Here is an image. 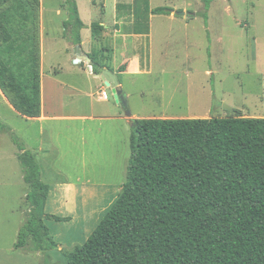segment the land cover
<instances>
[{
  "label": "rangeland",
  "instance_id": "obj_1",
  "mask_svg": "<svg viewBox=\"0 0 264 264\" xmlns=\"http://www.w3.org/2000/svg\"><path fill=\"white\" fill-rule=\"evenodd\" d=\"M65 1L40 0L39 42L41 36L45 79L61 83L56 114L71 118L42 124L25 120L0 94V126L5 127L0 128V199L16 209L6 238L16 242L17 229L29 211L24 200L28 188L11 140L14 137L35 155L41 180L50 186L43 220L55 248L46 256L42 253L38 259L42 264H64L63 254L91 236L120 193L131 155L134 117H126L100 78L92 80L83 71L91 70L83 64L84 56L104 59V43L93 38L88 54L66 43L62 26L67 19ZM113 1L76 0L81 21L87 27L102 21L111 25L116 18ZM203 2L125 1L135 5V25L120 24L122 34L147 32L148 20L151 26L150 46L144 38L140 52L143 58H151L150 74L120 78L131 95L128 111L137 118L211 119L235 116V111L245 118H264V0H212L206 22L189 15L202 12ZM146 8H170L180 22L151 16ZM179 12L186 14L179 16ZM87 31L82 40L90 37V27ZM74 56L82 60V69L70 64ZM101 90L108 100L100 98ZM101 115L113 118L97 119ZM53 217L69 220L57 222ZM18 252L31 263L28 252Z\"/></svg>",
  "mask_w": 264,
  "mask_h": 264
},
{
  "label": "trees",
  "instance_id": "obj_2",
  "mask_svg": "<svg viewBox=\"0 0 264 264\" xmlns=\"http://www.w3.org/2000/svg\"><path fill=\"white\" fill-rule=\"evenodd\" d=\"M211 2L196 14L204 22ZM65 4L63 36L78 45L84 24L76 2ZM39 11L40 0H0V91L27 119L41 112ZM90 29L92 38L103 31ZM88 58L95 75L111 71ZM234 114L133 120L120 193L64 264H264V118ZM11 138L29 207L13 249L46 256L55 248L43 220L49 186L33 153Z\"/></svg>",
  "mask_w": 264,
  "mask_h": 264
},
{
  "label": "crops",
  "instance_id": "obj_3",
  "mask_svg": "<svg viewBox=\"0 0 264 264\" xmlns=\"http://www.w3.org/2000/svg\"><path fill=\"white\" fill-rule=\"evenodd\" d=\"M74 1L76 2V0H74ZM125 1L126 0H114L113 1L112 10L116 14V18H115V20L112 21L111 25H107V26H105V23L103 21L99 22L100 26H102V27L105 26V27H103V31H101L100 36L98 38H99L101 43H104V47L101 48V50L103 51V54L105 57L103 59V57L100 55V60H101L100 63L107 65L111 69V71H109L106 68L104 70L109 71L112 75H114L117 78L120 89L123 92L124 98L126 99L127 106H128L131 95L129 94L128 91H126L124 89V84L120 80V78H122V77L148 76L150 74V72H151V58H150V56H148V58H143L142 57L143 54H141L140 52H141V48H142L143 39L147 38L149 40V46H150V42H151L152 38H151V28H150L151 26L149 23L150 20H148V22H147V24L149 26L147 32L137 33L135 31H132L129 33L122 34V32L120 31V29H121L120 24L123 25V23L126 22V23H128V25L130 27L135 25V21H134L135 20V13H136L135 5L127 4V3H125ZM76 5H77V3H76ZM91 6H92V4H91ZM77 9H78V5H77ZM107 9H108V6H106V10ZM153 10L154 9L146 8V12H149L151 16H153V15L163 16V17L167 18L168 22H176V21L180 22V21L176 20V18L174 17L175 14L171 15V13L173 12L172 9H170L169 15L153 14ZM78 14L80 17L79 9H78ZM196 14L192 13V14H190V16L196 15ZM150 15H149V19L151 18ZM176 17H178V16H176ZM191 17H196V16H191ZM83 24H84V28L80 31V44L74 45L70 42H66V43L69 45H72L75 48L74 50H76L77 52L79 49V52H84V53L88 54L91 50V42L93 40L92 34L90 33V37L87 38L86 40H82V38H84V36H83L84 33L88 34L87 28L90 27L91 24L88 27L85 23H83ZM43 45L44 44L42 42V37L40 36V80H41V82H40V98H41L40 116L38 118H33V119H27V118L23 117L25 120H30V121L35 122L37 124H42V123L48 122V121H60L63 119H70L71 118V117L59 116L56 114L57 111L55 109L56 108L55 107V105H56L55 99H56V96L59 94V90H60L59 87L61 86V83H59V85H55V83H53L55 81L47 80L44 77V74H43L42 69H41L42 61H43V59H42V57H43V49H42ZM74 60H78V63L77 64L72 63ZM84 60L85 61L83 62V64L85 66H87L88 69H91V70L88 71L87 69L86 70L84 69L83 71L87 72L88 76H90L92 78V80H94V79L100 80L99 79L100 77H98V75H95L92 72V66L90 64V60L88 58V55L84 56ZM69 61H70V64L77 65V66H79L80 69H82V67H81L82 60H80L78 57L74 56V58H71ZM122 66L125 67V70L122 72H118L120 67H122ZM100 81L104 85V82L102 80H100ZM102 92H105V91L101 90L100 95H99L100 98L104 101L108 100L107 94H106V98H103L101 96ZM0 94L4 97V95L2 94L1 91H0ZM7 103H8V101H7ZM8 106L10 109H13L9 103H8ZM117 106H119V105H117ZM130 114L134 117L133 118L134 120H138V119H140V120L141 119H169L168 116H164L163 118H137V116L135 114H132V112ZM79 118L85 119V117H79ZM108 118H113V117H106L105 115H101V117L97 118V119L102 120V119H108ZM116 118L122 119L121 115H118V117H116ZM24 148L26 150H28L25 146H24ZM37 150H40V147H38ZM49 189H50V186H49ZM48 196H49V193H48ZM20 200H23V199H20ZM1 201H2V204H1ZM13 209H15V208H13L10 203H8V200L5 201V199H0V264H27V258H28L27 255H20L21 253L19 254V252L17 250L13 249L15 242H13V244L11 242L9 243L7 238H6V236L8 234L7 231H9L11 229L10 226H11L12 221H11L10 217H11L12 213H14V212H12ZM14 211L16 212V209ZM17 225L18 224H15L16 228H17ZM17 231H18V229H17ZM19 256H23V259H22V257H19ZM29 256H31V258L29 257L30 262H31L30 264H42V262L38 261V259L41 260V258H42L41 252L29 253Z\"/></svg>",
  "mask_w": 264,
  "mask_h": 264
},
{
  "label": "water",
  "instance_id": "obj_4",
  "mask_svg": "<svg viewBox=\"0 0 264 264\" xmlns=\"http://www.w3.org/2000/svg\"><path fill=\"white\" fill-rule=\"evenodd\" d=\"M176 14L179 16H183L185 13L179 12ZM73 63L77 64L78 60H74ZM98 77H100V79L104 82L105 87L110 89L114 101L116 102V104H118L120 107L124 109L126 117H130L131 114L127 108V101L124 98L122 90L120 89L117 78L107 70H104L101 73V75ZM227 110L230 112L232 111L231 109H227Z\"/></svg>",
  "mask_w": 264,
  "mask_h": 264
},
{
  "label": "built area",
  "instance_id": "obj_5",
  "mask_svg": "<svg viewBox=\"0 0 264 264\" xmlns=\"http://www.w3.org/2000/svg\"><path fill=\"white\" fill-rule=\"evenodd\" d=\"M101 96H102L103 98H106V93H105V92H102V93H101Z\"/></svg>",
  "mask_w": 264,
  "mask_h": 264
}]
</instances>
